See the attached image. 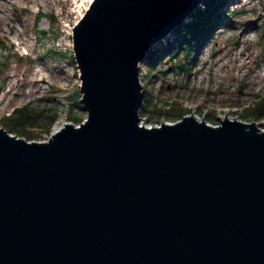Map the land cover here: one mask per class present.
Listing matches in <instances>:
<instances>
[{"label": "water", "instance_id": "95a60500", "mask_svg": "<svg viewBox=\"0 0 264 264\" xmlns=\"http://www.w3.org/2000/svg\"><path fill=\"white\" fill-rule=\"evenodd\" d=\"M202 0H91L72 28L86 117L0 126V264H264V129L143 124L139 63Z\"/></svg>", "mask_w": 264, "mask_h": 264}, {"label": "rangeland", "instance_id": "374dc122", "mask_svg": "<svg viewBox=\"0 0 264 264\" xmlns=\"http://www.w3.org/2000/svg\"><path fill=\"white\" fill-rule=\"evenodd\" d=\"M90 2L0 0V39L7 44L6 49L0 47V118L23 103L53 110L55 117L48 121V132L35 140H46L56 128L72 122L66 117L70 106L75 114L86 117L80 95L69 98L72 92L81 94L79 71L71 59V33ZM38 10L51 17L42 16L35 24ZM216 21L212 33L192 46L191 55L165 53L163 61L169 70L153 77L146 86L153 102L162 108L165 101L175 103L158 121L140 112L143 124L173 122L181 117L173 114L185 109L211 124L235 118L264 129V115L252 116L243 109L251 105L254 96L264 99V44L260 38L264 0H224L212 26ZM178 28L154 46L162 50L174 42L183 34ZM36 29L45 30V36L39 37ZM145 105L144 98L140 110Z\"/></svg>", "mask_w": 264, "mask_h": 264}, {"label": "trees", "instance_id": "16d2710c", "mask_svg": "<svg viewBox=\"0 0 264 264\" xmlns=\"http://www.w3.org/2000/svg\"><path fill=\"white\" fill-rule=\"evenodd\" d=\"M223 2L224 0H202L200 6L190 14V21L184 22L179 26L183 34L176 36L174 42H169L168 45L160 48L162 50H159V46H154L145 56L146 58H144L140 65L139 75L145 92L144 98L146 100V105L145 109L140 110V112L145 114L147 119L158 121L159 117L166 114L165 112H169L172 105L171 103H175L173 100L165 101L164 107L162 108L161 105L153 102V95L148 91L146 86L147 84L149 85L153 77H159L160 73H167L169 70V65L165 66L163 61L165 53L169 51L171 55H177L181 51L184 52V55H191L192 46L195 43H202V37L209 36L217 25L219 16L214 26H212L213 20L217 15L218 9L223 6ZM47 15L51 17V14H45L38 10L34 17L35 24H37L42 16ZM231 21L234 20L230 18V22ZM36 32L39 37H44L46 34L45 30L41 29H36ZM260 38L262 39V44H264V27H262ZM0 47H4V49L7 48V44L4 40L0 39ZM43 53L46 54V50ZM71 59L74 61L72 55ZM79 95L81 96L79 92H72L69 98L74 99V97H79ZM254 97L251 105H247L243 108L245 113L252 114V116L264 115V99L259 96ZM50 112L44 108H31L27 103H23L14 107L9 114L2 115L0 118V125L14 134L23 136L25 139H41L42 133L48 132V121L55 117L54 111L50 110ZM178 112L179 113L173 115L176 117L182 116L186 114L187 110L182 109ZM66 117L74 123H80L83 120V116H78L73 112L72 106L66 110Z\"/></svg>", "mask_w": 264, "mask_h": 264}, {"label": "bare ground", "instance_id": "6f19581e", "mask_svg": "<svg viewBox=\"0 0 264 264\" xmlns=\"http://www.w3.org/2000/svg\"><path fill=\"white\" fill-rule=\"evenodd\" d=\"M199 6H200V5H199ZM145 58H146V57H145ZM198 117H199V116H198ZM56 129H57V128H56ZM56 129H55V130H56ZM55 130H54L52 133H54V132H55Z\"/></svg>", "mask_w": 264, "mask_h": 264}]
</instances>
